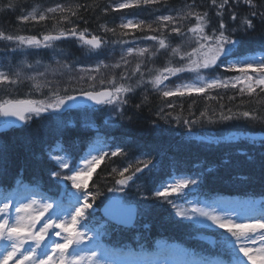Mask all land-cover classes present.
Segmentation results:
<instances>
[{
	"label": "trees",
	"instance_id": "1",
	"mask_svg": "<svg viewBox=\"0 0 264 264\" xmlns=\"http://www.w3.org/2000/svg\"><path fill=\"white\" fill-rule=\"evenodd\" d=\"M119 0H15V7L8 8L9 0H0V30L6 34L37 36L56 32L63 28L66 31L77 26V32L88 29V37L97 35L103 40L99 50L90 51L87 46L72 36L57 41L69 52V60L74 64L88 63L94 65L96 60L102 61L101 73L95 76H85L80 80L51 83L50 88L59 95H71L81 91L97 90L105 87L113 88L120 84L131 85L133 92L124 99L128 103L121 105V111L115 117L106 114V106L92 108V123L83 121L81 109H62L61 112H47L41 117H33L22 127H10L0 130V145L6 146V151L0 154V192L8 193L17 190L23 194L39 190L51 194L52 198L65 199L67 189L65 184L52 175L60 171L50 156L67 157L70 167L79 164L81 158L88 155L92 147L101 145L100 150L113 151L117 146L123 147L127 153L124 156L105 158L88 180V190L99 191L92 213L85 224L92 231L98 232L97 239L103 248L123 249L138 254L154 253L163 245H177L187 252L191 260L224 258L227 254L222 243V236L228 235L225 230L214 225H203L191 219L176 215L171 204L162 198H156L154 192L175 174H186L193 177L197 183L195 192L208 202L218 200L260 202L258 209H264V122L233 119L220 121L221 112L229 114L259 108L264 113V105H258L254 97L241 95L239 89L228 88L208 89L205 93H193L191 96H174L163 98L148 81L155 74L154 69L166 66L169 53L161 49L156 56L150 52L157 50L158 45L152 46L150 52L143 57L129 56L118 60L120 43L124 40H143L147 36H161V32L150 31L146 25L153 28L156 14L182 9L193 0H162L155 5H147L124 9L122 12H132V16L145 21L139 30L137 28L121 29L119 16L110 6ZM64 3L66 7L76 4L84 5L78 11L79 19L72 17V23L61 21L67 13L48 14L44 21L23 22L19 17L26 15L35 5L40 11ZM196 11L209 12L211 23L207 31L218 27L215 9L211 8L210 0H195ZM238 20H229L226 11L224 21L228 28L239 25V14L247 9L240 6L235 9ZM126 13L124 15H126ZM128 14V13H127ZM55 16V19L52 17ZM60 21V23H57ZM139 21H137L138 23ZM254 23H256L254 21ZM195 24L192 18L184 22L183 30ZM106 25L111 31H104ZM122 32L128 33L122 35ZM167 41L175 46L179 36L171 33L170 29L163 31ZM233 39H239V53L243 55H259L264 52V25L256 23L255 31L247 33L237 31ZM21 47L15 41H0V62L4 69L17 63ZM15 49V51H13ZM47 51V50H46ZM183 51V50H182ZM187 51V48H186ZM30 58H48L38 48H30ZM127 61L125 63L124 61ZM224 60V59H223ZM184 62V61H183ZM179 57L173 59V64L179 66ZM140 72H134L137 64ZM120 64V67H116ZM104 65H108V68ZM213 74L221 77H232L238 72L228 71L224 66L217 65L210 69ZM143 73L144 83L138 85ZM115 77V85L104 78ZM122 76L129 77L127 80ZM95 77V80L91 79ZM103 81V83H101ZM27 81L17 85L0 86L1 96L6 99L32 98L30 91H22ZM138 85V86H137ZM30 87V86H29ZM47 88L44 90L46 91ZM65 89L67 91H65ZM259 91V89H257ZM47 93H45V96ZM147 97V101L144 100ZM209 97H214L210 99ZM40 97L39 100H43ZM44 101V100H43ZM175 107H168V103ZM136 105H140L139 108ZM223 106V107H221ZM89 109V108H88ZM207 110L216 122L209 123L201 117V112ZM179 116V122L176 117ZM198 121L189 130L184 121ZM104 144V145H103ZM152 161L149 168L137 173L123 191H110L121 186L115 183L118 175L113 168L122 170L136 161ZM140 167H143L141 164ZM138 190L137 196L125 195L124 199L137 204L139 214L134 227L123 228L106 223L99 231L96 230L100 217L99 209L109 194H126ZM106 194V195H104ZM108 196V197H107ZM91 202V201H90ZM148 225V227H144Z\"/></svg>",
	"mask_w": 264,
	"mask_h": 264
},
{
	"label": "snow or ice",
	"instance_id": "2",
	"mask_svg": "<svg viewBox=\"0 0 264 264\" xmlns=\"http://www.w3.org/2000/svg\"><path fill=\"white\" fill-rule=\"evenodd\" d=\"M161 2L162 0H125V2L117 3L114 10L135 8L141 5H155ZM15 6V0H9L6 5L8 8H14ZM209 6L215 9V16L218 18V27L213 29L211 33L207 31L211 23L209 12L207 10L196 11L197 5L193 0L192 4H185L182 9L176 10L175 15L162 14L157 16L154 21L158 25L156 28H153L152 24L146 25L150 31L162 33L161 36L145 37V39L158 42L156 51L150 52L147 48H129L127 55L135 53L137 56L143 57L145 53L150 52V55L154 57L158 55L161 49L169 53L166 66L162 69L150 70L154 71L155 74L148 81L163 98L191 96L194 92L202 94L208 89H226L229 86L236 88L238 84H242L243 87L239 89L241 95L246 94L249 97H254L258 105H264V52L259 55L238 54L241 41L232 38V34L237 31H243L244 33L249 30L255 31L256 23L264 25V0H210ZM240 6H244L247 11L239 14V25L229 29L224 21L225 13L227 11L229 20L235 22L238 20L235 9ZM82 7L85 6L76 4L65 7L57 4L55 7L40 11L39 5H35L30 12L18 19L23 22L44 21L50 18L48 14L67 13V15L61 16V21L72 23V17L80 18L78 11ZM52 18L55 19V16ZM192 18L195 19V24L184 31V22ZM57 23H60V21H57ZM144 24L145 21L143 20L135 24L132 20H127L121 23L119 27L121 29L137 28L143 30L140 26ZM77 27L78 25L67 31L59 28L56 30V34L50 32L43 35L42 39L34 35L6 34L0 30V41H15L18 48L22 46L50 48L52 42L72 36L76 37L82 45L87 46L90 51L99 50L102 47L103 40L101 37L92 35L89 38L87 35L88 29L77 32ZM101 27L106 32L111 31L114 34L116 32L115 29H109L106 25ZM166 29H170L171 33L181 37L182 41H194L196 46L191 51H182V44L172 46L167 38L163 36V31ZM188 33H191V37H188ZM121 34L127 35L128 33L122 32ZM175 57H179L180 61H184V63L179 66L174 65L173 59ZM221 57L224 58L223 61H221ZM218 61L226 63L228 71L238 72L239 75L228 80L215 77L205 79L200 75L202 70L213 68ZM124 62L127 63L126 60ZM104 66L107 67V65ZM116 67H120V64H117ZM140 70L141 67L138 63L134 72H140ZM96 71H99V67ZM182 72L196 73V80L176 85L175 88H168L165 85V81L169 80L170 77ZM20 77L21 73L19 71L14 73L13 76L0 71V86L17 84ZM27 78L34 81V86L37 89L46 86L36 82L35 77ZM128 78L127 76L121 77L123 80ZM91 79L95 80V77H91ZM144 82L143 73H141L138 85ZM110 83L115 85V77L111 79ZM65 91L67 90L65 89ZM133 91L134 88L131 85L120 84L102 91H81V96L86 97L89 101H94L96 104L120 106L128 103L127 99L123 97ZM52 97L53 99L47 103L43 100L31 99L2 100L0 101V116L15 117L16 120L28 124L34 116L41 117L46 112H58L68 105L69 101L77 99L74 95L60 96L56 91L52 92ZM209 98L214 99V97ZM144 100L147 101V97H144ZM136 107L139 108L140 105H136ZM168 107L174 108L175 104L169 102ZM200 115L207 118L209 123L216 122L211 116H208L207 110L201 112ZM241 118L264 122V113L259 108L238 113H232L229 109V114L221 112L219 116L220 121ZM176 120L179 122L180 117L177 116ZM12 123L14 121H6L2 127L6 128ZM184 123L191 130V126L198 123V121L185 120ZM261 144L264 147V141H261ZM5 151L6 146L0 145V154ZM126 154L125 149L119 146L111 152L105 150H100L97 154L90 152L87 156L81 158L79 164H73L71 167L69 160L65 157L50 156V159L60 169L68 170L67 172L54 171L52 175L70 181L71 186L77 190V194L70 197L68 207L60 202H56L54 207V203L46 197L37 199L35 195L24 197L20 193H18L20 199L16 200L14 204L12 195L5 194L2 201H0V264H9V261H12L13 264H25V262L26 264H109L107 250L98 247L85 250L81 247L85 244L86 239L92 240V236L87 235L81 228L85 227L84 221L92 215L89 210L92 209L93 204L100 195L98 190L95 192L88 190L87 181L97 167L105 161V158L110 159ZM141 164L143 167H140ZM151 164L150 159L146 162L138 160L135 163L128 164L122 170L113 168L112 172L119 177L115 180V183L121 187L109 190L123 191V188L136 177L137 173L143 172ZM196 183L195 179L179 178L175 179L174 182L163 184L154 192L156 198H162L176 209L177 216L185 219L203 217L211 221L212 225L217 228L225 230L228 234L222 236V243L225 252L230 256L229 260L201 259L193 261L192 264H264V209L261 210L259 215H252L254 209L248 205L243 211L236 212L233 215L232 211L218 212L214 207L205 208L196 205L189 212L169 199L174 195L183 198L184 190L190 185H196ZM134 211V209L128 210V224H131L134 220ZM48 213L50 215L46 217ZM38 225L39 227H37ZM144 227L147 228L148 225ZM52 237H58L59 239H53ZM145 264H153V262H145ZM159 264H169V262L160 261Z\"/></svg>",
	"mask_w": 264,
	"mask_h": 264
},
{
	"label": "rangeland",
	"instance_id": "3",
	"mask_svg": "<svg viewBox=\"0 0 264 264\" xmlns=\"http://www.w3.org/2000/svg\"><path fill=\"white\" fill-rule=\"evenodd\" d=\"M120 2H125V0H119L117 3H120ZM117 3H111L110 6L113 9H115V5ZM61 5H64L66 7L67 4L65 5L64 3H62ZM55 6L56 5H54L52 7H55ZM123 10L124 9L115 10V12L117 13V16H119L120 24L123 22H126L127 20H132L134 24L137 23V21H140L139 17L132 16V12L130 15V12H127L128 14L126 12L123 13L122 12ZM125 13H126V15H124ZM162 14L163 15H175L176 12L175 11H168V12L159 13V14H156L155 18L159 15H162ZM51 33L56 34V32H51ZM46 34H48V33H46ZM42 37L43 36H41L39 38L42 39ZM188 37H191V33H188ZM89 38H91V37H89ZM56 43H57V41L52 42V46L50 48H43V47L38 48L43 53H45V54L47 53L48 58L45 60L38 58V57L31 59L30 58L31 53H29L30 48H28L26 46H22L20 48L17 63H13V67H10L8 65L7 68L4 69L5 64L0 62V71L7 72L10 76H13L14 73L19 71L21 73L20 79L22 81H27L25 83L27 88H28L27 90L32 93V95H31L32 98H28V99L41 101V100H39V98L44 97L43 100L45 103H47L51 99H53L52 92L54 90H53V87L50 88L51 83H53V82L62 83L63 81L80 80V79H83L85 76H89V75L95 76L96 74L101 73L100 69H101V65L103 63L102 61L96 60L94 62V65H91V66H90L89 62L88 63H81V64H74L72 61L69 60V52L66 49H63L64 47H62L61 45L56 44ZM178 44H182V50L183 51H186V48H187V51H191L192 48L196 46L194 41H192V40L182 41L181 37H179ZM154 45H158V42L154 41V40H150V39L124 40L120 43V49L118 50L119 56H116V58L118 60L122 61V57H123V60L127 59V57H129V56L138 57L135 53H133L132 55H127V50L129 48H134V49L147 48V49H150ZM223 59L224 58L221 57V61H223ZM29 65H31V67H29ZM217 65H222L226 69L228 67L226 63H221L220 61L217 62L216 66ZM97 67H99V71H96ZM107 68H108V65H107ZM162 68H160V69H162ZM210 69L202 70L200 75L203 76L205 79L215 77V78H218L221 80H228L229 78H232V77L239 75V73H238L232 77H221L219 75H216V74H213L212 72H210L211 71ZM196 75H197L196 73L182 72V73L177 74L176 76L170 77L169 80L165 81V85H167L168 88H175L176 85H179V84H182L185 82L195 81ZM27 77H35L36 82H39L42 85H46L47 87L42 86L40 89H37L34 86V81L28 79ZM99 78H104L106 80L105 83H108V81L110 79H112L113 77L112 76H107V77L101 76ZM14 85H17V84H14ZM18 85H19V83H18ZM239 85H242V84H239ZM29 86L32 89H34V88H35V90L37 89V92H33V90H31ZM162 87H163V85H162ZM45 88H47L46 91L44 90ZM106 89H109V87H106ZM22 90L27 91L25 86H23ZM45 93H47L46 96H45ZM60 96H63V95H60ZM6 97L7 96H1V94H0V101L5 100ZM18 99H24V98H18ZM65 108L66 107H64L63 109H65ZM121 110H122L121 105L118 106L115 104H109V106H107L106 114H108L112 117H115L118 113H120ZM61 111H62V109L58 112H61ZM46 113H43V114H46ZM80 113H82V117L86 121H88L87 119H89V120L91 119V116H89V115H91V109H82ZM6 121H7L6 117L0 116V130L5 129V127H2V126L5 124ZM89 122H90L89 124L92 123L91 120ZM10 127H13V126L10 124L6 128H10ZM101 147H103L102 144L94 146V147H92L90 152L92 154H97L100 151ZM61 171L67 172L68 170L62 169ZM179 178L194 179L190 175L175 174L172 178H170V180L167 183L174 182L175 179H179ZM60 179L64 182L65 187H66L65 189H68V198H66L65 201L58 199V198L57 199H53V198L51 199L50 196L43 195V193H41L39 190L28 191L22 195L24 197L35 195L37 199H39L41 197H46L51 202L54 203V207H55L56 202H60V203L64 204L65 207H68L69 202H70V197L77 194V190L71 186L70 181L63 180L62 178H60ZM138 192H139L138 190H135V192H133V193H126V194L122 193L121 196L122 197L125 195L137 196ZM17 193H18L17 190L7 193V194L12 195L14 204H15L16 200L20 199V196L19 197L16 196ZM4 195L5 194L0 193V201H2ZM104 195H106V194H104ZM111 195L112 194H109L108 196L111 197ZM197 195L198 194H196V192H195V185H190L187 189L184 190L183 198H180V197H177L174 195L172 197H169V199L176 202L180 208L186 209L189 212H190L191 208L193 206H196V205H199V206L205 207V208L214 207V208H216V210L218 212L232 211L233 215H235L236 212L243 211L245 209V207L248 205H250L254 209V211L251 213L252 215H259L261 212V210L256 209L257 206L260 204V202H251V201L240 202L237 200H235V201L220 200V201H215V202L209 203V202H206L204 199H200ZM174 210L176 211V209H174ZM47 215H50V213L46 214V217H47ZM193 219L196 220L198 223H203L205 225L206 224H212L211 221H208L203 217H194ZM41 223H43V221H41ZM103 223H104V221L99 222V226L96 229L99 230V228L103 225ZM37 227H39V225ZM81 230L85 231L87 233V235L92 236V240H88V239L85 240V244L81 246L83 249L91 250V249H94L96 247L100 248V245H99L100 243L97 241L98 232L92 231V229H90L86 224H85V227L81 228ZM50 235H51V233H50ZM52 238L53 239H59L58 237H52ZM107 252H108L107 261L109 262V264H145V262H153V264H159L160 261H168L169 264H187L186 252L182 251L181 249H179L176 246L165 245L161 248L159 253L154 254V255H150V254L146 255L145 254V255H143V257L138 256V254H135V253L127 254L126 252H124L122 250L119 251V253H117L118 255H111L112 254L111 252H109V251H107ZM138 257H141V259H142L139 262L137 261ZM229 259H230V256L228 255V256H226L225 259H222V260L227 261ZM211 260L214 261L217 259H211ZM9 264H13V262L9 261ZM25 264H26V262H25ZM188 264H192V263H188Z\"/></svg>",
	"mask_w": 264,
	"mask_h": 264
},
{
	"label": "water",
	"instance_id": "4",
	"mask_svg": "<svg viewBox=\"0 0 264 264\" xmlns=\"http://www.w3.org/2000/svg\"><path fill=\"white\" fill-rule=\"evenodd\" d=\"M105 90V89H103ZM94 91V90H92ZM102 91V90H97ZM74 96L77 97L75 101H69L68 107H74V106H100L103 104H96L94 101L87 100L86 97L81 96V93L74 94ZM74 105V106H73ZM9 120L14 119V125L15 126H21L23 124L22 121L16 120L15 117H7ZM134 209V220L131 222V224L127 223L128 219V210ZM101 213L102 215L109 219L111 222L122 225L125 227H131L134 225L136 218H137V208L135 204H126L124 205L121 198L118 196H114L111 199H109L107 202L104 203V205L101 207Z\"/></svg>",
	"mask_w": 264,
	"mask_h": 264
}]
</instances>
